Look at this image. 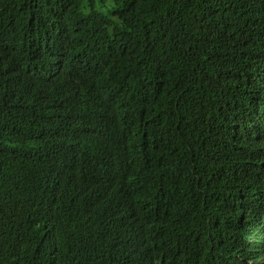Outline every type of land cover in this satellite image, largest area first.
<instances>
[{
	"label": "trees",
	"instance_id": "16d2710c",
	"mask_svg": "<svg viewBox=\"0 0 264 264\" xmlns=\"http://www.w3.org/2000/svg\"><path fill=\"white\" fill-rule=\"evenodd\" d=\"M134 160L169 264H264V0H0V264H146L108 230Z\"/></svg>",
	"mask_w": 264,
	"mask_h": 264
},
{
	"label": "clouds",
	"instance_id": "9594fccd",
	"mask_svg": "<svg viewBox=\"0 0 264 264\" xmlns=\"http://www.w3.org/2000/svg\"><path fill=\"white\" fill-rule=\"evenodd\" d=\"M110 146H117L118 152H124L120 139L110 143ZM108 147L107 143L98 145L101 150H107ZM128 162L126 172L120 178L115 177L113 183L108 186L115 201L113 206H122L121 214L109 223V233L125 241H142L146 264H169V258L175 256L178 251L189 249L192 241L177 235L173 228L169 230L164 225L159 226L157 220L151 222V203L158 201L164 209L171 205L169 201L174 203L178 191L164 192L148 181L150 174L156 171L157 165H142L136 160ZM163 166L167 171H171L165 163ZM72 207L77 210L75 202ZM197 256L199 254L190 252L189 259L187 257L184 262L174 264H201L196 259Z\"/></svg>",
	"mask_w": 264,
	"mask_h": 264
}]
</instances>
